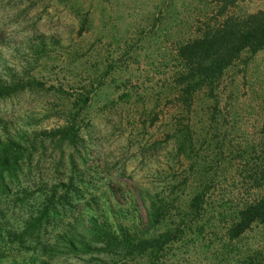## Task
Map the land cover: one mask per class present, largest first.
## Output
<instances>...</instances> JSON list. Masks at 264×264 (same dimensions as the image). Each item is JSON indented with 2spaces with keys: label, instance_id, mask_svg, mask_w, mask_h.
Wrapping results in <instances>:
<instances>
[{
  "label": "rangeland",
  "instance_id": "1",
  "mask_svg": "<svg viewBox=\"0 0 264 264\" xmlns=\"http://www.w3.org/2000/svg\"><path fill=\"white\" fill-rule=\"evenodd\" d=\"M259 9L264 0H0V78L43 81L0 98V145L24 147L0 187V264H264V221L235 232L263 192L264 46L190 92L178 54ZM96 223L171 235L127 249L93 241Z\"/></svg>",
  "mask_w": 264,
  "mask_h": 264
},
{
  "label": "trees",
  "instance_id": "2",
  "mask_svg": "<svg viewBox=\"0 0 264 264\" xmlns=\"http://www.w3.org/2000/svg\"><path fill=\"white\" fill-rule=\"evenodd\" d=\"M231 2L235 0H230ZM264 46V9L239 17H226L217 25L212 26L201 35L191 41L182 44L178 48V54L184 60L183 67L188 69L191 80H187L185 90L190 92L201 85H208L220 77L223 70L235 60L243 51L254 53ZM43 81L37 76L27 75L18 80L5 82L0 78V98L9 96L27 86H42ZM96 89L94 83H89L72 100L70 124L59 130L62 137H71L74 133V122L80 113L87 108ZM264 126V125H263ZM24 147L19 142L8 139L0 145V187L5 185V176L13 173L17 161L22 157ZM263 192L260 197L246 204L239 212V221L235 232L246 229L252 221H264V164L261 167ZM202 193H196L197 199ZM197 205V203H196ZM197 207H195V210ZM149 225L159 220V213L154 205L146 208ZM117 234H112L104 224H95L90 228L92 240L98 239V235L106 238L107 245H118L127 249L139 247L140 251L146 248L155 250L159 242L166 241L171 235L170 231L162 233L158 238H144L133 234L129 229L118 223ZM168 236V238H166ZM90 237V238H91ZM88 243V241H87ZM82 243L83 247H86ZM81 249V250H82ZM83 251H85L83 249ZM31 264L34 263L30 259Z\"/></svg>",
  "mask_w": 264,
  "mask_h": 264
}]
</instances>
